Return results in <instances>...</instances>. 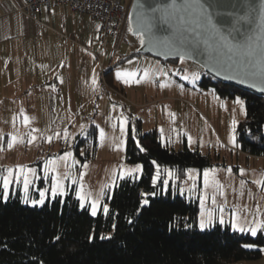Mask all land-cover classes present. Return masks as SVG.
Wrapping results in <instances>:
<instances>
[{
	"label": "rangeland",
	"instance_id": "obj_1",
	"mask_svg": "<svg viewBox=\"0 0 264 264\" xmlns=\"http://www.w3.org/2000/svg\"><path fill=\"white\" fill-rule=\"evenodd\" d=\"M125 33L117 55L108 52L104 56L96 47L93 71L90 73V69L86 77L83 96L74 91L71 103L54 102L52 96L49 99L48 94L40 93L38 103L34 98L37 92L31 90L25 94V102L18 103L19 107L24 104L22 110L15 111L10 107L0 110V177L9 168L15 173L18 166L32 170L28 189L24 190L22 182H13L9 185L7 199L18 196L23 203L40 206L31 201L40 200L42 190L45 191L44 201L49 195L53 197L51 188L53 177H56L60 192L65 194L73 190L76 197L82 196L90 214L91 201L99 200L96 215L104 213L103 207L108 208L112 189L121 179V171L125 172L123 178L141 175L140 164L125 160L129 127L136 138L135 130L139 124L142 133L155 128L162 145L167 148L180 149L185 144L189 150H198L213 159L210 168L188 169L176 188L187 199L197 201L200 230L219 223L229 225L235 231L232 228L233 212L238 223L246 229L256 227L257 222L264 224V186L257 183L264 180V157L244 153L236 140L237 124L245 116L244 99L240 96L224 98L216 89L202 87L203 71L179 70L185 65L195 68L196 65L186 61L164 63L148 55L119 61L131 53L126 54L127 38L134 46L132 51L138 45V40L129 31ZM106 73L111 75L112 85H108ZM118 73L120 79H117ZM237 98L241 103L235 102ZM24 117H28L27 123ZM121 121H126L123 133ZM12 137L17 142L9 149L7 143ZM32 137L35 139L28 143ZM79 139L83 144L76 150ZM65 153L71 155L61 159ZM87 155L89 158L82 160ZM154 168V184L161 181V190L166 193L172 182L175 194L173 169L158 165ZM205 170H210L208 184L204 182ZM3 191L0 186L4 199ZM78 200L81 206V200ZM142 204L146 205L147 201Z\"/></svg>",
	"mask_w": 264,
	"mask_h": 264
},
{
	"label": "trees",
	"instance_id": "obj_2",
	"mask_svg": "<svg viewBox=\"0 0 264 264\" xmlns=\"http://www.w3.org/2000/svg\"><path fill=\"white\" fill-rule=\"evenodd\" d=\"M132 56L139 54L134 50L119 61ZM200 84L224 98L244 99L236 140L244 153L264 157V97L206 73ZM135 134L129 127L125 160L140 164L141 175L115 183L107 214L92 216L73 190L49 195L40 206L23 203L18 196L4 200L0 193V264H232L261 258L264 228L255 236L219 223L200 230L197 201L176 189L188 169L212 167L211 157L185 144L180 149L163 146L155 128L142 133L138 124ZM82 144L79 139L75 149ZM155 165L173 169L175 194L172 182L166 193L161 181L154 184Z\"/></svg>",
	"mask_w": 264,
	"mask_h": 264
},
{
	"label": "crops",
	"instance_id": "obj_3",
	"mask_svg": "<svg viewBox=\"0 0 264 264\" xmlns=\"http://www.w3.org/2000/svg\"><path fill=\"white\" fill-rule=\"evenodd\" d=\"M24 1L0 0V110H22L24 104L19 107L18 103L25 102V94L31 90L37 92L38 103L40 93L48 94L49 99L52 96L54 102L71 103L72 92L86 93V79L99 48L97 24L88 18L77 22L67 7L31 20L20 9ZM232 264H264V249L258 260Z\"/></svg>",
	"mask_w": 264,
	"mask_h": 264
},
{
	"label": "snow or ice",
	"instance_id": "obj_4",
	"mask_svg": "<svg viewBox=\"0 0 264 264\" xmlns=\"http://www.w3.org/2000/svg\"><path fill=\"white\" fill-rule=\"evenodd\" d=\"M261 4V16L264 18V0H260ZM141 18L138 20V27L136 33L140 38L141 44L145 43V35H147V43L155 45L157 42H164L167 50L183 61L185 56H191L192 52H203L208 56L209 60L218 64H227L228 67H236L240 74L245 78L256 80L264 79V40L258 37H247V33H241L239 29L236 30L237 36L247 37L244 39H237V36L222 35L213 23L211 14L207 8L201 3V0H165L158 7L148 6V10L140 14ZM129 31H133L130 27ZM121 76L118 73L117 79ZM196 78V77H194ZM185 79H187L185 77ZM127 82V81H124ZM93 84L96 83V79L93 78ZM162 88L164 84L160 85ZM255 86V85H253ZM236 103H241L239 98L236 99ZM25 123L28 122V117H24ZM126 121H121V132L124 131V124ZM236 123L235 120L232 122ZM2 139V138H0ZM35 137H32L28 143H32ZM51 138H49L50 140ZM16 138L12 137L7 143L9 149L13 148L16 143ZM23 142V141H20ZM143 150V149H141ZM71 153H65L64 159L70 156ZM140 166H136V170L139 171ZM209 171L205 170L204 182L209 183ZM214 171V170H212ZM231 171V169H229ZM241 174L243 170L241 169ZM32 172L24 166H18L15 173L13 169L9 168L5 170V174L0 177L2 180L3 197L7 199L9 185L13 182L23 183L24 190L28 189L31 183L29 174ZM125 175V172L121 171V178ZM83 176V173H81ZM156 177H153L155 181ZM243 184V181H241ZM261 186H264V180L257 181ZM60 185L56 177H53V184L51 192L53 196L63 195V192L59 191ZM222 194V193H221ZM40 200H33V204H43L45 191H40ZM77 199L81 200V206H84V198L78 194ZM27 202V201H26ZM203 203V197H201ZM99 200L91 201V215L95 216L97 213V206ZM104 213H108L107 206L103 207ZM131 223V221H129ZM223 222V220H221ZM204 223L201 222V228L203 229ZM232 228L239 232H250L253 236L257 235L258 229L264 228V224L257 222L256 227L245 228L240 225L237 220L236 213L232 214ZM105 237H102V239ZM251 247V245H246Z\"/></svg>",
	"mask_w": 264,
	"mask_h": 264
},
{
	"label": "water",
	"instance_id": "obj_5",
	"mask_svg": "<svg viewBox=\"0 0 264 264\" xmlns=\"http://www.w3.org/2000/svg\"><path fill=\"white\" fill-rule=\"evenodd\" d=\"M165 0H130L128 11V31L131 27L133 31L129 34L138 40L136 53L148 55L161 61L181 60L180 57L171 54L164 42H157L155 45L145 43L142 45L136 33L140 14L148 10V6L158 7ZM201 3L211 14L213 23L222 35L237 36L236 30L247 33V37H258L264 40V18L261 16L260 0H201ZM247 37L237 36V39ZM183 61L192 63L202 69L211 77L232 86L251 91L264 97V79H248L239 73L236 67H228L227 64L221 65L209 60L203 52H192L191 56H185ZM255 85V86H253Z\"/></svg>",
	"mask_w": 264,
	"mask_h": 264
},
{
	"label": "built area",
	"instance_id": "obj_6",
	"mask_svg": "<svg viewBox=\"0 0 264 264\" xmlns=\"http://www.w3.org/2000/svg\"><path fill=\"white\" fill-rule=\"evenodd\" d=\"M58 7L69 8L74 20L79 23L88 18L97 24L96 36L100 50L103 53L110 52L112 55H117L118 48L126 34L129 3H124L122 0H25L20 9L25 11L31 20H35L38 15L52 12ZM125 42L128 55L134 46L128 38ZM88 49H92L91 44ZM179 70L181 72L202 71L198 66L194 68L188 65L180 66Z\"/></svg>",
	"mask_w": 264,
	"mask_h": 264
}]
</instances>
